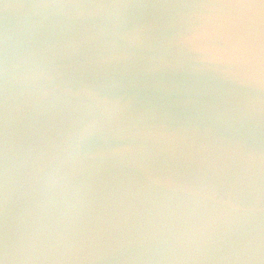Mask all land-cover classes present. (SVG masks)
Segmentation results:
<instances>
[{"label": "clouds", "instance_id": "obj_1", "mask_svg": "<svg viewBox=\"0 0 264 264\" xmlns=\"http://www.w3.org/2000/svg\"><path fill=\"white\" fill-rule=\"evenodd\" d=\"M0 264H264V0H0Z\"/></svg>", "mask_w": 264, "mask_h": 264}]
</instances>
